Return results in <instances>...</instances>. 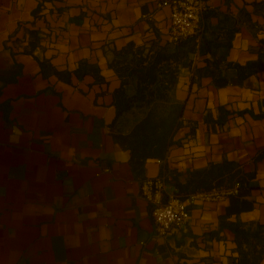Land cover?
<instances>
[{
  "label": "crops",
  "instance_id": "1",
  "mask_svg": "<svg viewBox=\"0 0 264 264\" xmlns=\"http://www.w3.org/2000/svg\"><path fill=\"white\" fill-rule=\"evenodd\" d=\"M167 1L0 0V264H264V0H205L178 44ZM171 111L164 153L124 145ZM156 176L242 186L160 236L141 195Z\"/></svg>",
  "mask_w": 264,
  "mask_h": 264
},
{
  "label": "built area",
  "instance_id": "2",
  "mask_svg": "<svg viewBox=\"0 0 264 264\" xmlns=\"http://www.w3.org/2000/svg\"><path fill=\"white\" fill-rule=\"evenodd\" d=\"M166 1L159 3V6ZM170 8L169 38L181 43L203 29L205 0H168ZM242 182L198 189L187 193H173L167 188L164 176L146 177L141 181V195L152 207L155 230L160 236L169 235L175 228L189 222L190 208L202 202H217L240 193Z\"/></svg>",
  "mask_w": 264,
  "mask_h": 264
},
{
  "label": "trees",
  "instance_id": "3",
  "mask_svg": "<svg viewBox=\"0 0 264 264\" xmlns=\"http://www.w3.org/2000/svg\"><path fill=\"white\" fill-rule=\"evenodd\" d=\"M190 37L186 40H189ZM184 40V41H186ZM182 41V42H184ZM181 42V43H182ZM192 50L193 47H190ZM161 58L157 57L155 60L151 61V65L146 69V71H140L137 73L139 78V83L145 81L154 82L157 79L156 70L158 69ZM170 65V64H169ZM174 73H171L170 82L174 80ZM174 82V81H173ZM147 87H141L139 93L145 92ZM170 86L167 87L169 90ZM146 92L153 94L154 90H147ZM134 98L123 99L119 98L117 105L119 107V112L127 110L130 108L134 101ZM177 114V115H176ZM178 113L171 111L170 115L167 117H161L159 121H155L152 114L149 113L142 121H140L133 131L130 133L128 138H125V146L131 148L134 155L146 157L149 154H162L166 151L170 139L175 131L177 123Z\"/></svg>",
  "mask_w": 264,
  "mask_h": 264
},
{
  "label": "rangeland",
  "instance_id": "4",
  "mask_svg": "<svg viewBox=\"0 0 264 264\" xmlns=\"http://www.w3.org/2000/svg\"><path fill=\"white\" fill-rule=\"evenodd\" d=\"M156 80H157V79H156ZM156 80H155V81H156Z\"/></svg>",
  "mask_w": 264,
  "mask_h": 264
}]
</instances>
